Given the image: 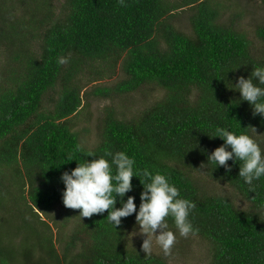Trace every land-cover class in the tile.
<instances>
[{
	"label": "trees",
	"instance_id": "obj_1",
	"mask_svg": "<svg viewBox=\"0 0 264 264\" xmlns=\"http://www.w3.org/2000/svg\"><path fill=\"white\" fill-rule=\"evenodd\" d=\"M228 7L219 0H0V44L8 53L0 68V231H6L0 233V264H170L174 249L184 254L181 244L191 237L207 245V264H264V178L250 187L232 161L227 174L201 165L223 143L209 138L218 126L237 134L254 127L260 136L247 132L264 150V119L231 87L264 65V50L252 54L250 39L235 26L243 12L226 21ZM187 9L190 31L181 32L170 20ZM257 36L264 43V25ZM85 74L118 79L96 89L99 97L116 99L117 93L127 100L151 84L164 95L131 117H118L125 112L121 105L108 107L89 148L74 129L90 112L82 95ZM105 152H126L136 168L165 174L195 204L189 216L194 234L181 237L168 221L177 237L170 255L141 251L131 237L134 215L117 229L107 212L81 219L79 210L66 208L61 225L49 216L64 206L61 174L94 159L88 153ZM198 171L233 193L204 190ZM132 183L127 195L136 196L138 206L142 186L136 178ZM71 216L81 229L68 237L64 223ZM15 223L22 232L18 243L7 233Z\"/></svg>",
	"mask_w": 264,
	"mask_h": 264
},
{
	"label": "clouds",
	"instance_id": "obj_2",
	"mask_svg": "<svg viewBox=\"0 0 264 264\" xmlns=\"http://www.w3.org/2000/svg\"><path fill=\"white\" fill-rule=\"evenodd\" d=\"M120 3L123 4V0ZM59 63H66V60L60 58ZM231 87L239 92L241 101L249 104L254 117L258 115L264 119V65L252 67L247 78L237 77ZM249 128L260 136L254 127L241 128L243 131L239 134L227 127H216L208 137L219 138L223 143L207 156V163L201 165L213 166L215 170L222 167L227 174L232 171L228 161H232L234 165H239L238 177L250 187L254 181L264 178V150L248 134ZM88 156L94 159L76 163L74 169L64 171L60 176L64 186L62 203L66 208L79 210L81 219L107 212L106 220L115 229L121 226L123 218L134 215L136 226L146 237L141 245V251L146 256L152 251L153 237L155 244L168 256L176 242V232L181 237L194 234L189 216L195 204L181 197L180 190L168 176L153 173L147 168H136L135 159L126 152H105L100 157L88 153ZM133 178L138 179L142 186L138 206L136 196L127 195L134 191ZM169 219L176 232L169 229Z\"/></svg>",
	"mask_w": 264,
	"mask_h": 264
},
{
	"label": "rangeland",
	"instance_id": "obj_3",
	"mask_svg": "<svg viewBox=\"0 0 264 264\" xmlns=\"http://www.w3.org/2000/svg\"><path fill=\"white\" fill-rule=\"evenodd\" d=\"M221 3H224L226 6H229L226 9L225 13V20H230V17L233 13H240L243 12V15L240 16L239 19L236 20L235 26L239 32L245 33V35L250 39L252 43V54H260L264 50V43L258 38L257 36V27L264 25V0H219ZM59 5V3H58ZM191 9H187L181 14L177 15L176 18L170 20V24L177 26L178 31L181 32H189L190 27L187 25L189 22L188 14H191ZM6 46L0 44V68L4 65L7 58V51ZM85 79L82 86V95L84 98L88 99L89 102V114L81 115L77 119V126L74 127L77 131H82L81 138L84 139L85 143L89 146V148H93V146L97 142V135H96V125L99 118L105 115L104 111L108 108L116 105H121L124 109V113L119 118L123 117H131V113L134 110L141 108L142 110L149 106L150 103L160 99L164 93L163 91L158 88L157 85H146L143 90L138 92H133L131 95L127 96V100H125L122 96H117L115 94L116 99H112L110 96L108 97H99L96 95V89L104 87H112L116 79V76L112 79H101L99 76L95 77L94 79L90 78L88 74L84 75ZM146 94V96H145ZM149 97V98H148ZM133 102V103H132ZM131 104L134 108H131ZM136 106V107H135ZM84 129H89L87 132ZM93 145V146H92ZM196 179L198 180V184L200 187L204 188V190L210 192L211 194H222L227 195L229 193H233L230 187L227 185H223L222 183H214L208 178V176L203 171H198L195 174ZM15 191V190H14ZM16 192V191H15ZM236 205L241 207L242 200L240 197L235 198ZM242 203V204H241ZM66 207L62 205H57L49 212L50 217H56L59 225L62 224V220L65 218L66 215ZM38 212V211H37ZM40 213V217H47V215L43 212ZM9 214V213H8ZM8 218V217H4ZM11 219V218H10ZM44 219V218H43ZM35 221V220H33ZM13 222V221H12ZM17 224H11L10 227H7V233L10 235H16L15 238L11 237V239H17V243L21 240L20 229L16 228ZM78 226V227H77ZM64 235L70 237L77 227L80 228V219L76 216H71L68 219L67 225L64 223ZM81 229V228H80ZM136 230H132L134 242L140 243L142 245L143 240L146 238L143 236L144 234L139 231L138 227L135 228ZM1 235H5V229L0 231ZM19 235V236H17ZM179 236V235H178ZM191 237V236H190ZM189 237V238H190ZM85 241V237H82ZM153 248L152 252L160 253L162 252L159 247L155 244V238L153 237ZM187 239V238H186ZM181 240V239H180ZM177 241V240H176ZM184 254H180L176 248L173 251V255L176 252L175 256L168 257L170 264H207V245H203L198 239L195 237H191V241H184L182 242ZM38 254V251L36 252Z\"/></svg>",
	"mask_w": 264,
	"mask_h": 264
}]
</instances>
